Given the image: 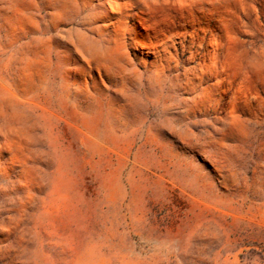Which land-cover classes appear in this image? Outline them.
Wrapping results in <instances>:
<instances>
[{
    "label": "rangeland",
    "instance_id": "1",
    "mask_svg": "<svg viewBox=\"0 0 264 264\" xmlns=\"http://www.w3.org/2000/svg\"><path fill=\"white\" fill-rule=\"evenodd\" d=\"M0 264H264V0H0Z\"/></svg>",
    "mask_w": 264,
    "mask_h": 264
}]
</instances>
